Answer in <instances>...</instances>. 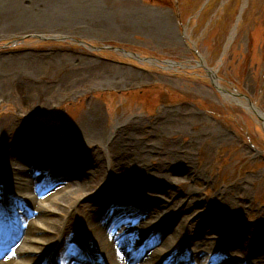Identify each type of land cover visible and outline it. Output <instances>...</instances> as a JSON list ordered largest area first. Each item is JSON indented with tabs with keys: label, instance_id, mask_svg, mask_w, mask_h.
<instances>
[{
	"label": "rangeland",
	"instance_id": "1",
	"mask_svg": "<svg viewBox=\"0 0 264 264\" xmlns=\"http://www.w3.org/2000/svg\"><path fill=\"white\" fill-rule=\"evenodd\" d=\"M206 1L0 0L1 142L13 134L15 117L36 124L48 137L45 145L54 141L96 155L104 169L94 179L97 189L109 182L108 159L120 164L114 184L134 179L136 187L124 195L138 206L164 197L147 191L150 177L143 172L167 173L176 179L170 197L180 200L170 214L194 228L176 234L173 257L184 255L202 238L200 228L224 212L231 219L223 226L234 230L224 238L207 236L203 258L208 264H260L264 125L242 96L264 114V0ZM199 56L224 92L194 67ZM163 61L191 68H169ZM180 161L193 167V178ZM43 163L53 170L56 162ZM122 194L111 191L120 202L127 200ZM48 195L59 196L58 189ZM74 218L80 226L87 222ZM172 223L146 245L149 252L162 249L175 230ZM19 245L14 240L3 251ZM136 259L133 264H143Z\"/></svg>",
	"mask_w": 264,
	"mask_h": 264
},
{
	"label": "bare ground",
	"instance_id": "2",
	"mask_svg": "<svg viewBox=\"0 0 264 264\" xmlns=\"http://www.w3.org/2000/svg\"><path fill=\"white\" fill-rule=\"evenodd\" d=\"M243 106L250 109L246 103ZM259 114L264 119V114L260 111ZM11 125L15 128L6 140L7 144L1 142L6 133L0 135V157L5 158L0 166V207L4 212L13 205L25 208L24 217H16L15 222L25 226L27 231L15 237L16 246L22 242L17 250L0 253L5 256L0 264H133L138 256L143 259V264H208L203 258V248L210 246L211 239L206 237L215 234L224 238L234 230L223 226L231 219L228 218L230 214H215L210 224L200 228L202 240L195 239L184 255L173 257L172 247L178 244L174 241L176 234L183 236L194 229L183 226L185 220H181L180 215H171L180 204L179 199L170 197L173 194L169 185L174 187L176 179L167 173L159 176L143 172V176L150 177L149 181H144L149 183L145 185L147 191L164 197L140 200L138 206L130 193L124 195L136 187L134 179L122 177V183L114 184L120 164L113 165L108 159L104 178L109 182L97 189L94 179L102 175L104 169L94 153H78L54 141L45 145L42 139L48 137L35 130L36 124L19 117H15ZM111 135L104 138L105 145L112 140ZM10 140L12 142L8 143ZM48 160H55V169H50L52 165L43 167V162ZM180 162L179 168H187L189 177L193 178L194 170L189 162ZM179 168L172 170L178 177L182 171ZM63 169L69 170L68 173ZM52 189H58L59 196L48 195ZM113 190L123 193L121 197L127 200L123 203L112 197ZM122 203L127 206L119 205ZM74 216L85 218L86 224L77 225ZM171 219L170 225H175V230L164 241L161 250L149 252L145 243L167 231ZM3 230L0 224V233ZM242 232L239 230L238 234ZM215 264H232V260H218Z\"/></svg>",
	"mask_w": 264,
	"mask_h": 264
},
{
	"label": "water",
	"instance_id": "3",
	"mask_svg": "<svg viewBox=\"0 0 264 264\" xmlns=\"http://www.w3.org/2000/svg\"><path fill=\"white\" fill-rule=\"evenodd\" d=\"M201 61L197 62V67H202L205 69V71L208 73V76L211 78L213 84L215 85V87H217L218 89H220V87L217 85L218 82H217V76H216V72H213L211 71L210 69H208L206 67V65L204 64V62L202 61V58H200ZM145 61H150L149 59H146ZM164 65H167L169 68H172V67H180V68H186V66L182 65L181 63H176V62H173V61H165V62H162ZM191 68V67H189ZM166 69V68H165ZM244 97V96H242ZM246 98V97H244ZM248 103L250 104V106L254 109V111L257 113L259 119L261 121L264 122V119L262 118L261 114L258 113V110L254 108V106L252 105V103H250L249 99L246 98Z\"/></svg>",
	"mask_w": 264,
	"mask_h": 264
}]
</instances>
